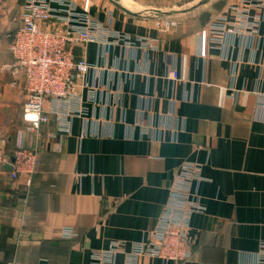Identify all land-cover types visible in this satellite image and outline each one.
I'll return each instance as SVG.
<instances>
[{"label":"crops","instance_id":"1","mask_svg":"<svg viewBox=\"0 0 264 264\" xmlns=\"http://www.w3.org/2000/svg\"><path fill=\"white\" fill-rule=\"evenodd\" d=\"M27 1L0 0V146L12 154L23 135L38 166L27 194L0 170V264H92L115 242L123 249L105 264H262L264 3L228 0L215 12L218 0H90L97 39L74 54L91 69L35 138L7 67ZM71 1L82 13L83 0ZM164 16L178 23L161 33ZM184 163L200 167L192 258L134 255L173 207Z\"/></svg>","mask_w":264,"mask_h":264},{"label":"built area","instance_id":"2","mask_svg":"<svg viewBox=\"0 0 264 264\" xmlns=\"http://www.w3.org/2000/svg\"><path fill=\"white\" fill-rule=\"evenodd\" d=\"M259 1L263 5L264 0ZM90 2L83 0L82 13H78L76 4L71 0H28L20 16V26L10 44L13 61L7 67L12 76L11 86L21 85L25 92L23 117L27 130L35 138L41 137L42 127L48 124L50 114L62 118L64 114L61 108L74 104L78 97L77 81L91 69L84 59H76L74 54L78 45L97 39L88 16ZM52 3L57 7H53ZM177 23L176 18L164 16L156 21V27L159 32L166 33ZM257 24L259 20L254 19L251 27ZM220 30V27L214 29L216 32ZM226 30L233 32L231 28ZM209 36L208 30L202 31V56H205ZM154 42V38L144 40L149 45ZM169 76L172 79L179 78L174 69ZM5 164L12 165V171L8 173L10 181L16 185L21 181L27 194L38 166L37 149L27 147L23 135L19 134L11 158L0 146V170ZM199 172L198 165H182L171 193L173 207L167 210V216L159 226L150 231L148 240L135 247L134 255L174 262L192 258L193 250L188 236L190 217L202 208L189 199V193L193 180L200 177ZM261 248L264 251V243ZM122 249L123 244L115 242L109 250L94 254L92 264H105V260L110 257L109 262H112L115 254ZM261 263L264 264V256Z\"/></svg>","mask_w":264,"mask_h":264},{"label":"trees","instance_id":"3","mask_svg":"<svg viewBox=\"0 0 264 264\" xmlns=\"http://www.w3.org/2000/svg\"><path fill=\"white\" fill-rule=\"evenodd\" d=\"M227 1H228V0H218V1H216V2L213 4L212 10L215 11V12L221 11V9L225 6V4H226ZM210 14H211V13H207V14L204 13V15H206L207 17H209ZM207 17H206V18H207ZM18 28H19V27H18ZM18 28L16 29V31L18 30ZM16 31H15V32L13 33V35L11 36V41L13 40ZM13 152H14V151H13ZM5 154H6L7 156H9L10 158L13 156V153H12V154H8V153L5 152Z\"/></svg>","mask_w":264,"mask_h":264},{"label":"water","instance_id":"4","mask_svg":"<svg viewBox=\"0 0 264 264\" xmlns=\"http://www.w3.org/2000/svg\"><path fill=\"white\" fill-rule=\"evenodd\" d=\"M12 161H14V158H12ZM1 170H2V171H8V172H10V171H12V165H11V164H5V165L2 167Z\"/></svg>","mask_w":264,"mask_h":264},{"label":"rangeland","instance_id":"5","mask_svg":"<svg viewBox=\"0 0 264 264\" xmlns=\"http://www.w3.org/2000/svg\"><path fill=\"white\" fill-rule=\"evenodd\" d=\"M184 0H181V2L183 3Z\"/></svg>","mask_w":264,"mask_h":264}]
</instances>
